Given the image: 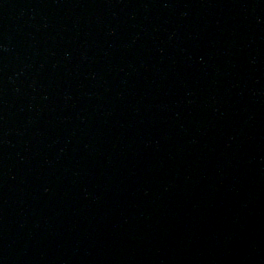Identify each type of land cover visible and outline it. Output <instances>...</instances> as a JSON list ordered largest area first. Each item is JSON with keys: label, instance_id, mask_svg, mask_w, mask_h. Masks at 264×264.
I'll return each instance as SVG.
<instances>
[{"label": "water", "instance_id": "obj_1", "mask_svg": "<svg viewBox=\"0 0 264 264\" xmlns=\"http://www.w3.org/2000/svg\"><path fill=\"white\" fill-rule=\"evenodd\" d=\"M0 264H264V0H0Z\"/></svg>", "mask_w": 264, "mask_h": 264}]
</instances>
